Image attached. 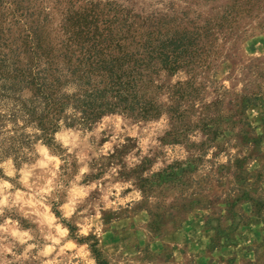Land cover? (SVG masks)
I'll list each match as a JSON object with an SVG mask.
<instances>
[{"label":"rangeland","instance_id":"rangeland-1","mask_svg":"<svg viewBox=\"0 0 264 264\" xmlns=\"http://www.w3.org/2000/svg\"><path fill=\"white\" fill-rule=\"evenodd\" d=\"M93 1L119 3L142 16H169L172 27L180 30L210 22L217 40L209 65L173 76L161 73L164 111L171 104L168 86L191 82L196 89V96L181 104L185 116L179 122L164 112L148 121L111 114L90 128H62L55 134L57 148L34 143L22 165L12 159L2 162L0 261L264 264V0ZM43 3L51 14L52 37L62 39L63 5ZM231 8L235 16L224 23ZM9 160L15 170L11 177L5 167ZM38 162L45 166L32 169L31 187L17 183L20 170ZM84 165L89 171L78 185L97 187L77 198L71 215L60 211L67 203L63 189H57L55 201L37 195L48 178L70 187ZM112 169L116 171L108 175ZM4 180L13 187L5 189ZM16 191L24 196L12 205ZM5 197L11 207L4 205ZM65 228L67 235L60 236ZM12 231L33 236L14 249L22 256L28 244H35L27 258L15 260L11 252L4 253ZM49 235L60 243L46 240ZM45 247L51 251L41 255Z\"/></svg>","mask_w":264,"mask_h":264},{"label":"trees","instance_id":"trees-1","mask_svg":"<svg viewBox=\"0 0 264 264\" xmlns=\"http://www.w3.org/2000/svg\"><path fill=\"white\" fill-rule=\"evenodd\" d=\"M55 4L63 5L57 40L43 0H0V177L1 163L27 162L34 143L57 148L64 127L90 128L111 114L148 121L164 112L179 122L181 104L196 89L191 82L168 86L164 111L158 79L208 67L217 40L210 22L180 30L169 16H142L119 3ZM234 16L227 10L224 23Z\"/></svg>","mask_w":264,"mask_h":264},{"label":"clouds","instance_id":"clouds-1","mask_svg":"<svg viewBox=\"0 0 264 264\" xmlns=\"http://www.w3.org/2000/svg\"><path fill=\"white\" fill-rule=\"evenodd\" d=\"M69 112H71L72 110L69 109ZM100 128H103V125H100ZM97 131H99V129H97ZM91 135V133L89 134ZM65 143L67 144V141H65ZM111 145H105V149H110ZM69 151H71V148L68 149ZM43 151V150H42ZM101 151H104V149H102ZM54 159V158H51ZM83 159V157L81 158ZM11 160L7 161L5 167L6 169V175L7 176H14L15 175V170L11 169ZM44 163L43 162H38L37 164H33L31 166L29 165H25L24 168H22L20 170V179L17 181V183H21L24 184L25 187H31V185L28 184V178L30 175H32V169L36 168V167H44ZM89 169L87 167V165L82 166L79 169V173L74 177V180L70 181V187L68 188H64V186L62 184H56L54 183L53 178H48L47 180H45V182L42 185L38 186V192L37 195L41 198V199H50V200H58L59 197L57 195V189L61 188L63 189L65 192L68 193L66 199H67V203H64L62 205H60V211L63 213L64 216H69L71 215L72 211H74V205L77 203V198H83L84 196H87L89 191H91V189L97 187V184H90L87 187L85 186H79L78 182L82 179L83 174L88 172ZM116 171V169H112L111 172L108 175H111V173H114ZM56 173H53L52 176L55 177ZM108 175L105 176V179L108 178ZM43 179V178H41ZM98 183V182H97ZM3 185L4 188H10L13 187V185H10L8 183L7 180L3 181ZM126 187H130L131 185H125ZM113 187H116L117 189H119L121 187V185H113ZM111 191V189H109V192ZM24 194L16 191L15 192V197L16 199H14L12 201V205H14L17 201L22 200L23 199ZM133 197L134 198H139L137 193H133ZM132 198V197H130ZM104 200H107V195H105ZM4 205L7 207H11L12 205H9L8 202V198L5 197L4 201H3ZM25 203H31V200H27L25 201ZM118 203H124L123 200H118ZM107 206H112V205H105ZM87 208L84 209L85 212H87ZM27 213H25L26 215ZM97 215H99V213H97ZM97 233H99V229H97ZM67 235V229H60V236H65ZM10 236L13 238V241L6 243L4 245L3 251L4 253H9L11 252L13 255V258L15 260H21L23 258H27V254L30 251V249L36 247L35 244H28L27 247L24 249L22 256H17L16 252L14 249H16L18 247V245H24L26 243V241L28 240H32L33 236L29 234V231H23V232H18V231H12L10 233ZM5 239L7 240V237H5ZM46 240H54V242L56 244H59L60 241L59 239H56L55 237L49 235L45 237ZM67 247H74V245L72 244H68ZM49 251H51L50 248L45 247L42 251H41V255H46ZM0 264H12L11 261L8 260H3L0 261ZM52 264H55V262H52Z\"/></svg>","mask_w":264,"mask_h":264}]
</instances>
